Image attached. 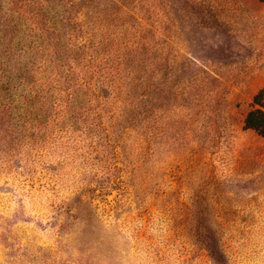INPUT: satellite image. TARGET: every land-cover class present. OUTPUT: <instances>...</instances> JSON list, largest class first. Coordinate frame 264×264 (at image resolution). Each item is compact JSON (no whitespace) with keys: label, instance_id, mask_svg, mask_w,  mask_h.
Returning <instances> with one entry per match:
<instances>
[{"label":"rangeland","instance_id":"374dc122","mask_svg":"<svg viewBox=\"0 0 264 264\" xmlns=\"http://www.w3.org/2000/svg\"><path fill=\"white\" fill-rule=\"evenodd\" d=\"M0 264H264V0H0Z\"/></svg>","mask_w":264,"mask_h":264},{"label":"trees","instance_id":"16d2710c","mask_svg":"<svg viewBox=\"0 0 264 264\" xmlns=\"http://www.w3.org/2000/svg\"><path fill=\"white\" fill-rule=\"evenodd\" d=\"M84 89H88V90H90V86L88 85V84H86L85 86H84ZM75 94V92L74 93H72V95H74ZM57 104V103H56ZM59 104V103H58ZM60 105V104H59Z\"/></svg>","mask_w":264,"mask_h":264}]
</instances>
